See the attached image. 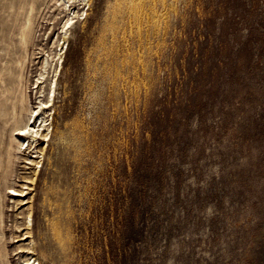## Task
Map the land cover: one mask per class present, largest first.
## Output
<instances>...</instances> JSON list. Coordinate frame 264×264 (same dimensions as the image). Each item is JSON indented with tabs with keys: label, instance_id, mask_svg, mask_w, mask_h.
Returning a JSON list of instances; mask_svg holds the SVG:
<instances>
[{
	"label": "rangeland",
	"instance_id": "rangeland-1",
	"mask_svg": "<svg viewBox=\"0 0 264 264\" xmlns=\"http://www.w3.org/2000/svg\"><path fill=\"white\" fill-rule=\"evenodd\" d=\"M82 1L0 0V264H264V0Z\"/></svg>",
	"mask_w": 264,
	"mask_h": 264
},
{
	"label": "bare ground",
	"instance_id": "bare-ground-1",
	"mask_svg": "<svg viewBox=\"0 0 264 264\" xmlns=\"http://www.w3.org/2000/svg\"><path fill=\"white\" fill-rule=\"evenodd\" d=\"M55 1H56V3H57L59 8H62L64 11L67 12L66 21H65L64 27H63L65 29V30L63 29L64 30L63 33L66 34L68 29L70 28V26L72 24L73 17H75L74 14H75L76 11L74 12V8H73V6L75 5V2H78V4L81 5V3L83 1L82 0H55ZM87 2H89V0H87ZM70 15H73V17L70 16ZM30 26H31V23H30V20L28 19L27 23L25 24V27H24V32L22 34V38H23L22 42L23 43L26 42V39L30 35V32L28 31V30H30ZM62 40L63 41L65 40V35H64V37H62ZM45 64H47V61L45 62ZM39 76H40V78H38L36 83H35L37 85L36 88H38L39 84L42 83L41 80H42L43 76H42V74H40ZM18 79H19V83H21L22 82L21 81L22 80V74L21 73L18 75ZM39 79H40V81H39ZM8 84H10V83H8ZM11 93H12V90H11ZM54 93H55V80H53L52 85H50V87H49V92H48V97L49 98H48V101L44 102V101L39 100L38 110H37V112L35 114L37 118H41V113L47 107H49L51 105V102L53 101V98H54ZM8 101H10V100H8ZM6 103H9V102H6ZM17 108L20 109L21 113H19V114L17 113ZM23 111L29 113V116L24 118L22 116V112ZM34 111L35 110H31L29 108V104H28V101H27L26 96H25L24 93H21L16 98V103H13L12 108H9L6 105L0 104V113H1L0 117H3L5 120L7 119L6 123L7 124L9 123V131H10L8 143L5 146L3 145L5 148L4 149L1 148V151H0V170L2 171L1 173L3 175L2 176L3 178L6 177V174L3 173V169L5 168L4 172H6V169H10L11 166L13 165V163H14V160L16 158L15 151L20 150V147L25 142L27 143L25 149H28V148H31V147L33 148V149L31 148L32 150L37 149V146L35 145L37 143V137L39 136V137H42V138H46V135L43 134V132L39 133V128L41 126L42 127L45 126L44 124L41 125L42 122L45 123L44 119L39 124L38 129H35V126L31 124V119L33 117V112ZM22 137L25 138L23 140V142H21V139H20ZM24 160L26 161V164H30V165L31 164L32 165L36 164V162H34V160L31 159V158H24ZM32 172H34V171L32 170ZM26 181H28V179H26ZM6 187H7L6 190H9L10 196L12 198H14V199H17V201H19L18 203L23 201V199H20V198H23V196H24L23 195V193H24L23 190H17V189H15L13 187H10V185L9 186H5V188ZM23 187H25V186H23ZM21 204H24V203H21ZM0 221H1V219H0ZM35 262H36L35 259H33L31 261V258H27L26 260H23L22 264H35Z\"/></svg>",
	"mask_w": 264,
	"mask_h": 264
}]
</instances>
